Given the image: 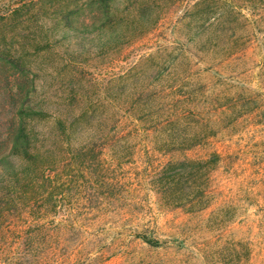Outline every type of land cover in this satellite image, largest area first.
<instances>
[{
	"label": "rangeland",
	"instance_id": "rangeland-1",
	"mask_svg": "<svg viewBox=\"0 0 264 264\" xmlns=\"http://www.w3.org/2000/svg\"><path fill=\"white\" fill-rule=\"evenodd\" d=\"M28 92L79 119L85 164L50 135L57 209L37 221L30 183L0 264H264V0H0L1 153ZM172 136L201 145L154 152ZM215 154L217 204L158 207L159 165Z\"/></svg>",
	"mask_w": 264,
	"mask_h": 264
},
{
	"label": "trees",
	"instance_id": "trees-1",
	"mask_svg": "<svg viewBox=\"0 0 264 264\" xmlns=\"http://www.w3.org/2000/svg\"><path fill=\"white\" fill-rule=\"evenodd\" d=\"M84 34L90 35L88 32ZM50 111L51 109L41 99L28 92L16 112V122L9 126L7 143L10 147L9 152H0V231L7 219L22 212L30 183L36 185L34 190L38 192L34 199L42 204L36 210L37 221L51 216L57 209V202H53L50 195H46L49 191L46 190L47 185L54 183L52 178L54 174H51L52 150H45L50 135L53 134L55 137L53 146L67 145L76 168L79 172L83 171L85 161L82 160V153L85 149L75 142L82 131L77 124L79 119L70 111L56 110L53 113ZM85 115L86 113H83L82 116ZM49 116L55 118V124L50 131H44L39 123H34L36 119L43 120ZM98 131L99 136L95 137L93 145L97 143V138L98 140L104 138L106 126L101 125ZM199 145L201 142L197 139L177 140L172 136L168 140L158 142L153 150L166 155L188 151ZM89 151L92 152L94 149ZM223 161L221 156L215 154L209 159H172L159 165L151 180L152 191L158 197V207L165 211L181 209L190 214L204 212L213 207L218 203V193L213 187V173ZM42 188L45 190L42 191ZM136 237L150 247L159 248L163 245L159 240L143 234ZM26 257L27 255L23 254H13L6 263L25 264Z\"/></svg>",
	"mask_w": 264,
	"mask_h": 264
}]
</instances>
